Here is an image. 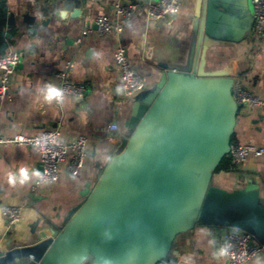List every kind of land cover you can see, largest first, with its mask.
I'll use <instances>...</instances> for the list:
<instances>
[{
	"label": "crops",
	"instance_id": "0c3cea01",
	"mask_svg": "<svg viewBox=\"0 0 264 264\" xmlns=\"http://www.w3.org/2000/svg\"><path fill=\"white\" fill-rule=\"evenodd\" d=\"M136 0H3L0 3V55L18 51L21 61L11 79V96L0 99V133L33 136L47 129H59L62 140L88 138L87 157L78 174L69 169V158L60 165L57 181L33 190L41 173L36 150L13 143L0 144V246L2 251L34 244L60 231L69 210L84 200L87 183L92 187L111 158L123 150L131 130L125 122L131 115L133 99L116 87L119 70L114 53L126 48L134 69L152 90L162 76L161 62L184 64L194 40V19L199 0H182L176 15L151 20L145 5L129 19L115 12L117 3ZM218 24L228 45L210 53L216 66H231L242 87L264 99V32L255 28L251 0H218ZM253 2V1H252ZM222 5H225L223 8ZM82 9L81 16L61 18L60 11ZM15 14L10 25L3 14ZM36 17L25 22L23 14ZM99 15L122 22L120 33L101 34L95 25ZM71 64V78L84 82V98L67 96L61 104L50 89H58L56 72ZM119 129L112 131L110 126ZM235 143L264 147V108L241 105L234 133ZM255 158V157H251ZM249 158L240 170H221L214 183L227 190L249 182L259 186L264 199V156ZM4 206L22 207V219L10 226ZM228 227L199 224L178 235L167 258L170 264H227L223 249ZM246 264H264V250Z\"/></svg>",
	"mask_w": 264,
	"mask_h": 264
},
{
	"label": "water",
	"instance_id": "95a60500",
	"mask_svg": "<svg viewBox=\"0 0 264 264\" xmlns=\"http://www.w3.org/2000/svg\"><path fill=\"white\" fill-rule=\"evenodd\" d=\"M219 5L198 1L188 60L161 62L154 89L130 97L125 147L93 187L87 183L84 200L69 210L62 229L0 252V264H160L176 237L199 224L240 228L264 246L259 186L249 182L227 190L214 183L216 169L231 152L241 107L232 67L210 63L211 50L228 45L217 21ZM81 13L77 7L60 16ZM3 14L15 25L14 13ZM23 18L36 25L35 16Z\"/></svg>",
	"mask_w": 264,
	"mask_h": 264
},
{
	"label": "built area",
	"instance_id": "2783aa9c",
	"mask_svg": "<svg viewBox=\"0 0 264 264\" xmlns=\"http://www.w3.org/2000/svg\"><path fill=\"white\" fill-rule=\"evenodd\" d=\"M3 0H0V3ZM34 2L35 0H28ZM99 1V0H95ZM254 4L255 28L258 32H264V0H252ZM142 5L146 6L147 15L151 20H163L168 16L176 15L182 5V0H136L129 4L117 3L114 7L116 14L123 18H131L136 10ZM96 28L101 34L111 32L120 33L123 30L122 22H113L106 15H99L95 19V25L85 32ZM116 65L119 70V79L115 87L126 97L130 98L139 91L144 90L146 82L144 78L132 66L127 50L119 46L114 53ZM21 61L18 51H8L0 55V99H9L11 96V79ZM71 64L67 63L64 68L56 72L59 85L57 102L61 104L67 96L84 98L88 92V86L84 82L72 80L70 71ZM233 94L240 105L259 106L264 108V99L245 90L242 85L235 82ZM112 131L119 129L117 124L110 126ZM88 138L80 135L73 142L62 140L59 129H47L39 134L29 136L16 134L6 138L0 133V144L13 143L17 146H28L36 150L40 159L42 172L35 180L32 189L57 181L60 165L69 158V169L72 174H78L84 167L87 157ZM231 159L230 170H240L245 162L251 157L264 156V147L251 143H235L231 145L229 154ZM3 214L10 226L15 225L22 219L23 211L20 206H4ZM223 249L227 264H246L258 257L264 250L256 238L249 232L237 227H228L224 234ZM0 252L1 246H0ZM88 264V263H87ZM160 264H170L163 260Z\"/></svg>",
	"mask_w": 264,
	"mask_h": 264
},
{
	"label": "trees",
	"instance_id": "16d2710c",
	"mask_svg": "<svg viewBox=\"0 0 264 264\" xmlns=\"http://www.w3.org/2000/svg\"><path fill=\"white\" fill-rule=\"evenodd\" d=\"M233 142H234V136H233ZM230 163H231V159H230V156L228 155L222 160L221 164L218 166L215 172L217 173L221 170H230V165H231ZM165 260H167V258Z\"/></svg>",
	"mask_w": 264,
	"mask_h": 264
},
{
	"label": "clouds",
	"instance_id": "9594fccd",
	"mask_svg": "<svg viewBox=\"0 0 264 264\" xmlns=\"http://www.w3.org/2000/svg\"><path fill=\"white\" fill-rule=\"evenodd\" d=\"M50 93L52 95H58L59 94L56 89H50Z\"/></svg>",
	"mask_w": 264,
	"mask_h": 264
},
{
	"label": "rangeland",
	"instance_id": "374dc122",
	"mask_svg": "<svg viewBox=\"0 0 264 264\" xmlns=\"http://www.w3.org/2000/svg\"><path fill=\"white\" fill-rule=\"evenodd\" d=\"M251 3H252V8H253V10H254V4H253L252 0H251ZM127 139H128V138H127ZM91 263H93V260H90V261H89V264H91Z\"/></svg>",
	"mask_w": 264,
	"mask_h": 264
}]
</instances>
